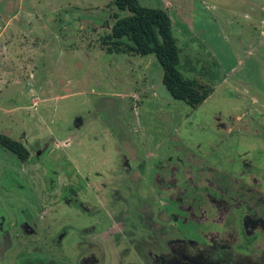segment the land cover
Listing matches in <instances>:
<instances>
[{"label":"rangeland","instance_id":"1","mask_svg":"<svg viewBox=\"0 0 264 264\" xmlns=\"http://www.w3.org/2000/svg\"><path fill=\"white\" fill-rule=\"evenodd\" d=\"M110 1L0 0V131L30 151L21 162L0 145V226L10 243L0 264H17L33 247L70 259L75 227L88 220L73 199L134 217L140 196H154L145 171L177 151L207 155L213 166L219 156L238 168L250 160L254 174L264 167V0H139L168 10L181 63L205 68L213 83L195 109L170 96L154 54L101 48ZM233 65L227 82L216 77ZM237 114L244 130L216 128ZM237 139L262 147L244 153ZM125 157L142 181L123 173ZM106 256L100 251V263Z\"/></svg>","mask_w":264,"mask_h":264},{"label":"flooded vegetation","instance_id":"2","mask_svg":"<svg viewBox=\"0 0 264 264\" xmlns=\"http://www.w3.org/2000/svg\"><path fill=\"white\" fill-rule=\"evenodd\" d=\"M216 128L225 133L244 130L233 116L230 123L219 122ZM235 144L244 153L262 147L249 148L245 139ZM176 153L181 156H167L157 168L145 171L154 196L149 202L140 196L134 217L110 203L108 211L106 201L88 204L74 198V213L88 220L75 227L80 238L70 259L58 262L33 247L31 256H22L17 264H102L100 251L107 253L108 264H264V167L254 174L250 160H241L238 168L235 158L228 155L226 162L219 156L213 166L202 153ZM260 161L264 165V157ZM224 162L226 169L219 167ZM120 164L129 180L142 181L132 175L126 157ZM118 193L120 197L122 192ZM120 200L117 203L122 204L125 199ZM64 235L66 228L60 236ZM8 236L0 226V249L10 245ZM57 240L53 239L55 246Z\"/></svg>","mask_w":264,"mask_h":264},{"label":"trees","instance_id":"3","mask_svg":"<svg viewBox=\"0 0 264 264\" xmlns=\"http://www.w3.org/2000/svg\"><path fill=\"white\" fill-rule=\"evenodd\" d=\"M110 5L112 12L104 24L108 33L99 38L101 48L108 53L154 54L162 67L161 82L170 96L184 101L191 109L213 93V83L203 76L205 68L197 71L191 62L181 63V48L166 8L142 5L139 0H111ZM0 145L21 162L30 157L29 149L20 140L1 131Z\"/></svg>","mask_w":264,"mask_h":264},{"label":"crops","instance_id":"4","mask_svg":"<svg viewBox=\"0 0 264 264\" xmlns=\"http://www.w3.org/2000/svg\"><path fill=\"white\" fill-rule=\"evenodd\" d=\"M218 63V62H217ZM237 64H239V62H237ZM216 67V66H215ZM237 66H235V65H233V66H230L229 67V69H228V71L227 72H229L230 74H227V72L226 73H223V72H220V76H216L218 79H219V77H220V79H221V81H228V79L232 76V71L236 68ZM217 67H216V69H215V73H217ZM219 79V80H220ZM238 119H240V117H239V115L237 114V115H233V120H238Z\"/></svg>","mask_w":264,"mask_h":264}]
</instances>
